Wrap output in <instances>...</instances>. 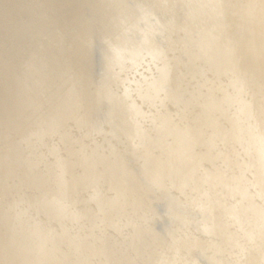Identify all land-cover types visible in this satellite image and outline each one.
Masks as SVG:
<instances>
[{
    "label": "bare ground",
    "instance_id": "1",
    "mask_svg": "<svg viewBox=\"0 0 264 264\" xmlns=\"http://www.w3.org/2000/svg\"><path fill=\"white\" fill-rule=\"evenodd\" d=\"M0 264H264V0H0Z\"/></svg>",
    "mask_w": 264,
    "mask_h": 264
}]
</instances>
